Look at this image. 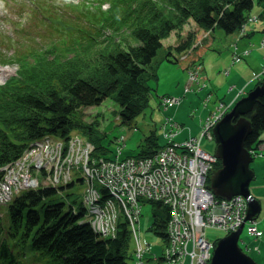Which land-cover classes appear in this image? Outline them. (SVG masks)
Masks as SVG:
<instances>
[{
    "label": "trees",
    "instance_id": "1",
    "mask_svg": "<svg viewBox=\"0 0 264 264\" xmlns=\"http://www.w3.org/2000/svg\"><path fill=\"white\" fill-rule=\"evenodd\" d=\"M164 3L171 13L160 23L166 25L174 20L170 28H177L191 18L201 28L218 25L226 33L234 32L253 6V0H112L107 12L88 16L89 26H68L65 30L63 22H58L63 29L60 41H66L63 47L76 45L79 40L78 47L59 50L60 43H53L35 47L27 53H15L11 57L4 53L0 65L14 61L18 66L14 74L0 83V165L17 156L32 138L47 133L66 137L75 128L85 133L92 131V123L81 124L77 111L84 106L100 104L107 97L117 104L122 121L130 124L149 103L150 88L143 78L144 68L160 46L159 37L162 35L151 27L149 21L157 19L158 14L162 16ZM103 26L111 29L109 35H104V42L113 38L115 32L123 35L133 27L132 39L139 43L109 52L114 41H108L104 44V56L98 61H89L87 59L93 56L92 50L87 49L89 46L82 41L84 38L96 39L95 35L93 40L88 38L89 32H100ZM190 40L186 45H190ZM81 45L83 55H75ZM71 52L73 54L69 56ZM80 61L89 63L90 68L76 70ZM100 63H103L101 69L97 66ZM155 79L151 78V81ZM247 115L252 132L245 146L254 148L261 142L260 131L264 130V93L257 96L252 111ZM165 121L168 122V118ZM172 124L174 122L171 121ZM156 139L157 135L152 134L151 142ZM148 151L141 150L140 153ZM258 154L263 155L261 151ZM52 191L49 188L27 190L9 204L7 222L3 226L0 224V264H129L128 240L134 223H118L115 236L103 238L86 220L77 222L72 219L71 205L66 208L68 212L63 210V201L49 200L44 205L41 198ZM150 203L159 207L161 214L155 215L147 227L163 232L168 209L160 202ZM82 208L79 203L77 210ZM245 232L248 233L247 228ZM4 233L6 238L2 237ZM13 241H18L17 247ZM242 241L239 239L240 247H248L244 252L260 251L245 238ZM262 255L264 253L250 256L258 264H264ZM159 257L161 251L153 250L141 257L144 260L142 264H148L147 260L149 264H155L156 260L157 264H168L165 258L161 262Z\"/></svg>",
    "mask_w": 264,
    "mask_h": 264
},
{
    "label": "rangeland",
    "instance_id": "2",
    "mask_svg": "<svg viewBox=\"0 0 264 264\" xmlns=\"http://www.w3.org/2000/svg\"><path fill=\"white\" fill-rule=\"evenodd\" d=\"M35 1L38 3V0ZM71 1L72 3H76V5L73 7L70 5L65 6L62 5L67 4L65 0H56L58 8L44 1L43 5L39 6V11L37 12L38 18L41 21L34 16L33 9H28L31 8L28 5H26L25 11L20 16L12 13L14 9L12 3V6L10 5L6 9L1 10L0 59L3 60L4 53L12 56L15 52H29L35 47H44L53 43H60L59 50L78 47L80 44L79 40L76 45H70L69 48L63 47L66 41L52 42L62 35L61 27H55L59 17L57 11L60 10V18L62 19L63 17L69 24H73L74 26L75 24L88 25V21L84 16L92 15L91 11L97 9L95 6L97 0ZM107 3L104 1L101 8L107 9L109 5ZM262 7L261 0H253L252 8L246 13V17L236 29L237 31L226 33L218 25L211 27L207 31V28L199 27L191 18H187L177 28H170V25L175 23L174 20H167L166 25L160 23L165 16L171 13L166 9L164 3L162 16L158 14L157 19L149 21V24L152 25L151 27L158 34L162 35L159 37L160 46L155 49L154 55L151 56L149 63L144 68L143 78L145 81L147 80L146 83L150 88L148 105L134 116L131 124H126L122 121L121 117L119 118V108L109 97L105 98L100 104L84 106L77 111V115L80 118L81 124L86 126L91 122L93 130L85 133L75 128L70 130L66 137H62L59 134L64 140L70 138L76 141L82 140L81 146H77L75 150L73 159L68 157V149L65 148L58 149V153L53 154L49 144H47L46 150H43L42 153L32 151L36 153V159L39 154V160L43 165L49 164L53 172L57 171L59 180L65 178L60 174V171H63L64 168L68 172V177L72 174H86V172H90L91 177L95 178L96 173H92L93 167L96 165L99 168V164L103 163L102 160L104 158L109 157L118 160L120 157L133 155L140 150H151L158 145H163L166 141L165 135L167 132L172 131L174 133L170 137L171 140L184 139L185 142H188L190 139L188 137L194 136L200 141V145L204 150L213 152L216 146L214 137L208 139L207 133H205L207 130L205 128L206 122L204 126L202 125L206 116L213 111L214 107L228 106L229 108L233 106L252 86L258 83V80L264 81V48L259 47L261 35L264 33V11L261 12L264 7L263 9ZM249 19L257 20L250 23V29L244 34L243 26L245 21ZM127 30L123 35H116L115 32L113 38H108L106 42L114 41L113 45L109 47V52L116 50L118 47L124 48L128 44L135 46L139 43L138 40L132 39L135 29L132 27ZM110 33L111 29L108 26H103L102 30L97 33L89 32L88 38L93 40V36L95 35L96 39L91 41L84 38L82 41L89 46L87 49L92 50L93 56L87 60L95 62L104 56L103 48L106 43L104 42V35H109ZM38 36L39 38H36ZM189 38H191L190 45H186ZM235 43H238V50L240 52H248L250 48V53L248 55L241 53L238 55L239 59L234 60L231 45ZM83 49L81 45V48L75 51V55H83ZM72 54L73 52L69 56ZM74 59L77 60V58ZM171 59L172 61H170ZM100 64L97 66L101 69L103 63L101 66ZM185 65L188 67L186 68ZM17 66L18 64L13 61L6 65H0V83H3L9 76L14 74ZM75 68L76 70L79 68L87 70L90 68V64L80 61ZM257 72H259V75L253 80L252 74H256ZM151 78L155 80L151 81ZM153 84L155 87L151 88L150 85ZM194 87H196L195 90H193ZM178 95L181 96L180 99L183 96L181 102L177 105L172 104L174 106H169L168 103L177 100ZM160 104L168 106L165 108ZM216 113L218 112L216 111ZM245 115L248 116L247 114ZM167 118L169 122L172 121L176 124H164ZM214 125L215 122L212 125L209 124L208 127L212 130ZM152 134L157 135V139L154 140V144L151 143L154 146L151 147L150 145L148 147L147 145L151 142ZM260 137L264 139V130ZM55 138L53 137L52 139ZM144 145L145 147H143ZM192 146L194 149L201 150L198 145ZM258 148L263 155L258 153L252 155L250 167L253 170V176L249 183V189L254 192L261 205L256 224L259 229L263 230V233L261 236L256 237L258 240H253L251 237L247 239L245 230L248 224L246 223L239 236L240 241L245 238L246 242L249 241L251 245L256 243L260 245V251L253 250L256 254L264 253V141L259 143ZM45 153L47 156H45ZM193 154V151H184V155ZM36 159L31 158L28 162L37 161ZM218 166L216 165L215 168H218ZM210 170H212L211 167L207 168V173ZM209 178L206 179L209 181ZM93 182L95 188L103 194L100 184L96 181ZM84 186L85 182H77L69 188L71 191H63L64 194H67L63 196L61 193H57L54 198L56 201H63L65 209L69 208L72 204L78 208L81 197H83L82 190ZM92 191V189L85 191V196H90ZM186 194L187 192L179 180L168 194V198H178L180 203L183 204V197ZM65 199H68V201H65ZM174 202H177V200L175 199ZM88 204L91 209V203L88 202ZM4 210L5 206H1V216H4ZM211 215L219 218V214L216 212H213ZM151 220L152 205L150 202H144L141 204L139 236L142 243L149 242L152 248L151 251L153 252L154 250L156 252V250H159L160 244L155 235L156 233L147 228V225L151 224ZM204 228V225L199 227V234H203ZM207 230L212 240L223 235V231L218 229L208 228ZM250 230H253V228ZM2 237L6 238L5 233ZM128 243L130 247L129 251H132L135 246V238L131 236ZM212 243L214 248L216 244L215 242ZM17 244L18 241H13L14 246L16 245L17 247ZM253 252L247 253L250 256L254 254ZM212 254L213 251L211 256ZM262 257L264 258V255ZM210 258L209 255L207 261ZM127 261H129V264H135L133 257L128 256ZM147 262L149 264L148 260Z\"/></svg>",
    "mask_w": 264,
    "mask_h": 264
},
{
    "label": "built area",
    "instance_id": "3",
    "mask_svg": "<svg viewBox=\"0 0 264 264\" xmlns=\"http://www.w3.org/2000/svg\"><path fill=\"white\" fill-rule=\"evenodd\" d=\"M214 121L215 118L213 116L206 118V124L204 123L205 128L207 129L206 131L209 129V124L212 125ZM192 145L193 144L189 141L184 142V147H181L178 142H170L160 147L152 157L146 155L136 159L138 164L137 169L142 168L144 172H147L146 174L138 173L137 169H134L133 172L132 165L134 162L130 158L118 160L104 158L102 160L103 163L99 164V168L95 169L96 177L100 179V181L97 182L107 187L108 190H106L109 192L108 196H115L120 200V204L109 205L108 203L110 202L111 197L104 200L99 197L97 192L94 195L93 190L90 194L93 195L94 199H90V201L88 199V202L92 203V200H95V202L91 204V208H95L97 213L101 212L100 216L104 218V225L102 224V226H100L94 221L92 215H88L92 227L101 232V234L114 235V230L117 228V221H111L115 219L114 210L124 212L129 218L133 212V217V214L138 208L139 196L147 198L154 196L153 199L163 198L161 196L168 195L172 188H174V185L180 180L183 188L184 186H187V196L183 197V204L180 203L178 198H170L171 202H174L176 199L177 203L180 204V207H178L179 211L172 213L171 223L175 227L184 228L180 234L184 238L175 246L168 249V255L170 256V254L173 253L177 256L180 260L178 264H183L185 258H187V264H193V261H195V264H207V258L210 255L211 250V243L203 234H199V227L201 225H204L205 227L212 226L207 223V220L212 219L221 224V229L223 230L228 231L227 227L224 225L226 222H229L232 228L235 229L238 224L242 223L245 216V210L243 206H241L242 208L232 206L235 201L239 202L240 195L234 196L230 200L222 199L216 202L212 193L204 187L194 190V193L198 196H207V199H198L192 206V202L188 201L189 196L193 193L192 190H189L192 183L190 180L191 172L193 174L195 172L197 174L199 173L200 183H205V176L207 174V167L199 164H197L195 170H189L188 163L192 162L193 158H187L186 155H184V151L189 149L197 156L202 155V151L197 148L193 149ZM177 147L182 148V151L179 152ZM176 155L179 157L176 158ZM143 160H148L151 165H145ZM166 160H168V163L165 162ZM208 162L210 164L209 167H212V162H216V157L210 158ZM115 165H119L122 168L121 173H113L111 171V168ZM183 166L187 168H183ZM104 170L108 171L110 174L104 173ZM130 172H133L132 176H130ZM145 177H148V179ZM86 178L89 180L87 176ZM87 189L90 190V187ZM160 190H163V193H161ZM210 202L214 203L210 205ZM181 208L187 211L182 212L180 210ZM213 212L218 213L219 218L216 216L213 217L211 215ZM197 215L202 216L200 221L196 220ZM181 216L184 217L182 223L180 220ZM106 225H109V227H106ZM259 233L260 232L258 231L257 234ZM175 250H177V253L180 255L175 253Z\"/></svg>",
    "mask_w": 264,
    "mask_h": 264
},
{
    "label": "water",
    "instance_id": "4",
    "mask_svg": "<svg viewBox=\"0 0 264 264\" xmlns=\"http://www.w3.org/2000/svg\"><path fill=\"white\" fill-rule=\"evenodd\" d=\"M262 93L264 83L255 86L246 96L237 100L231 110L212 128L216 143L215 154L220 159V165L212 171L208 187L216 196L227 199L234 194L245 197L248 202L245 220L257 217L260 211L259 201L249 190L253 176V170L249 166L252 156L244 142L252 132V127L245 114L253 108L257 96ZM227 152L230 153L227 155ZM242 227L243 224L236 231L216 241L209 264H258L238 245ZM224 244H228L229 247Z\"/></svg>",
    "mask_w": 264,
    "mask_h": 264
},
{
    "label": "bare ground",
    "instance_id": "5",
    "mask_svg": "<svg viewBox=\"0 0 264 264\" xmlns=\"http://www.w3.org/2000/svg\"><path fill=\"white\" fill-rule=\"evenodd\" d=\"M34 1V5H35V7H38V6H42L43 5V2H40V0H38V3H37V1H35V0H33ZM28 5V4H27ZM29 6V5H28ZM29 10H31L32 8H28ZM12 13L13 14H16L15 12H14V9L12 10ZM185 67L187 68L188 66H186L185 65ZM259 74V72H257L256 74H254V75H252V79L253 80H255L256 78H257V76L256 75H258ZM258 85H261L262 84V81L261 80H258V83H257ZM196 89V87H194L193 88V90H195ZM209 98H210V96H209ZM214 109H215V107H214ZM253 109V108H252ZM252 109L250 110V111H252ZM249 111V112H250ZM248 112V113H249ZM118 116H119V118L121 117V115H120V113H119V111H118ZM122 119V118H121ZM164 124H170V122L168 121V122H166V121H164ZM174 124H176L175 122H174ZM236 130V129H235ZM263 131H261L260 132V135H261V133H262ZM174 132L172 131V132H167V134L165 135V137H166V141H165V143H168V138L170 139V137H171V135L173 134ZM52 136H54V137H56L55 139H51V138H48L47 139V142H48V144L51 146V152L53 153V154H57L58 153V149H63V148H65V149H68V157H70V159H73V157L75 156V150L77 149V146H81V142H82V140H74V139H72V138H70V139H72V140H70V139H67V140H64L63 138H61L59 135H55L54 133H52ZM73 137V136H72ZM260 139H261V141H264V139L262 138V137H259ZM175 141H177L178 143H179V145L181 146V147H184V142H185V140L184 139H182V140H175ZM246 141V140H245ZM189 142L190 143H192L193 145H198L200 148H201V151H202V155H200V156H197V155H195V154H193V155H186V157L187 158H193L192 159V162H189L188 163V167H189V170L191 171V170H195L196 169V167H197V164H199V165H203V166H205V167H207V168H209V166H210V164H209V159L210 158H212V157H216V158H218L219 159V157L215 154V150L213 151V152H207L206 150H204L202 147H201V145H200V141L197 139V138H195L194 136H192V137H190V139H189ZM79 143V144H78ZM154 144L153 142H150L147 146L148 147H150V145H151V147L152 146H154V145H152V144ZM31 146H32V148H35L34 147V144L32 143V142H30L29 143ZM54 144H56V145H54ZM244 144H245V142H244ZM143 147H145V145L143 146ZM246 147V146H245ZM247 148V150L249 151V153H258V152H260V149L258 148V146L257 147H254V148H250V147H246ZM140 149V148H139ZM193 149H194V147H193ZM21 151H19V154H23V152H22V149H20ZM186 150H189V149H186ZM43 151V150H42ZM157 151V148H153V149H151L150 150V154H149V156L150 157H152L153 156V154L155 153ZM141 152V150L139 151V152H137V153H135V154H133V155H127V156H125V157H120L119 159H124V158H130L133 162H134V164L132 165V167H133V172H134V169H137V167H138V164H137V162H136V159H139V158H141V157H144L143 156V154H141L140 153ZM230 152H227L226 154L228 155ZM36 153L35 152H32V151H27L26 153H25V155H24V157H23V159L21 160V161H19L17 164L18 165H20L19 167L20 168H22L24 165H25V162L27 161V160H29V159H31V158H34V159H36V155H35ZM45 156H47L46 155V153H45ZM115 157L116 158H118V156L117 155H115ZM179 156L178 155H176V158H178ZM108 159H111V160H115V159H112V158H109V157H107ZM37 160V159H36ZM110 160V161H111ZM78 161V160H77ZM37 162V161H36ZM143 162H144V164L145 165H147V166H150L151 164H150V162L148 161V160H143ZM166 163H168V160H166L165 161ZM218 163H219V165H220V159H219V161L218 162H212V164H213V166H216V165H218ZM14 167H16V166H14ZM183 168H187V167H185V166H183ZM95 169H97V166L95 165L94 166V169L92 170V173H95ZM42 169L40 168V170H37L36 171V173H37V175L39 176V173H40V175L42 176L43 175V172L41 171ZM111 171L113 172V173H121L122 172V168L119 166V165H115L114 167H112L111 168ZM211 171L212 170H210L209 171V175H211ZM42 172V173H41ZM133 172H130V176H132L133 175ZM137 172L138 173H144V174H146L147 172H144L143 170H142V168H138L137 169ZM104 173H106V174H110L108 171H106V170H104ZM30 174H31V172H30ZM60 174H61V176H64L65 177V179H63V180H65V183L68 181V179H71V178H73L72 177V175H69V177H68V172H66V168H64V170L63 171H60ZM95 175V174H94ZM26 176H28V175H26ZM58 173H57V171H55L54 172V178H58ZM86 176L89 178V180L91 181V182H93V181H100V179L99 178H97V177H91V173L90 172H86ZM199 173L197 174L196 172L193 174L192 172H191V187H189V190H192V194H191V196H189V202H192V206L195 204V201L196 200H198V199H201V200H204V199H207V196H204V195H200V196H198L196 193H194V190H196V189H198V188H200V187H204V188H206V189H209V187H208V184L207 183H203V182H201L200 183V181H199ZM0 178H1V180H2V184H3V186L6 184V181L5 180H3V178H2V175H1V170H0ZM13 178L14 179H11V178H9L8 179V182H7V187H6V193L7 194H10V189H11V187L13 188V190H14V192H19V190L18 189H15L13 186H15V182L16 183H20V184H22V183H24V179H23V177L22 176H20V175H18V174H16V175H14L13 176ZM146 179H148V177H145ZM197 179V180H196ZM15 180V181H14ZM63 180H58V182L59 183H61V181H63ZM37 180L36 179H32V180H30L29 181V183H35ZM41 183H46V181H41ZM90 186H91V188H95V185L94 184H90ZM102 188V187H101ZM107 190H108V188L107 187H105ZM192 188V189H191ZM4 191V190H3ZM2 191V192H3ZM86 191H88V189H86ZM96 191H98V190H96ZM1 191H0V195H1V193H2ZM99 192V191H98ZM160 192L161 193H163V190H160ZM91 196V197H90ZM90 196H87L86 197V199L88 198L89 199V201H90V199H94L93 198V195H90ZM1 197L2 196H0V199H1ZM109 197H111V196H104L103 197V199L104 200H106L107 198H109ZM151 198H153L154 196H150ZM161 197H163V198H166L167 200H168V206H167V208H169V209H171V211H172V213H176V212H178L179 210H178V207H180V204L179 203H177V202H171V199L170 198H168V195H164V196H161ZM195 197H196V199H195ZM214 198H215V201L217 202L218 201V198H217V196H214ZM93 202H95V200H92ZM70 202V201H69ZM212 203H214V202H210V205H212ZM109 205H118V204H120V200L118 199V198H116L115 196H112L111 197V200H110V202L108 203ZM71 207H72V209H73V214H72V219L74 220V221H77V222H82L83 220H85V219H87V216L88 215H92L93 216V219H94V221L95 222H97L100 226H102V224L104 225V218H102L100 215H101V212L100 213H97L96 212V210H95V208H91V210L89 209V204H88V209H78L77 210V208L75 207V205L74 204H72L71 205ZM123 209V208H122ZM65 212H68V210L67 209H63ZM182 212H186L187 210H185V209H183V208H181L180 209ZM152 213L154 214V215H160L161 214V212H160V210H159V207H152ZM4 216H8L7 214H5ZM114 217H115V219L114 220H111V221H118L120 224H121V222H124V221H127L129 218H128V216L126 215V214H124V212H119V211H117V210H114ZM201 217L202 216H200V215H197L196 216V220H198V221H200L201 220ZM248 222L250 223V225L253 223V220H252V218H249L248 219ZM207 223L208 224H210V225H212V226H214L216 229H218V230H221V224H219L218 222H216V221H214V220H212V219H209V220H207ZM94 225V224H93ZM225 227H227V229H228V231H229V233L230 232H233V231H236L238 228H239V226H240V224H238L236 227H235V229H233L232 228V226H231V224L229 223V222H226L225 224ZM255 225H256V223L254 222L252 225H251V227L253 228V230H248V233H247V235H248V237H251L253 240H257V232L259 231V228H257V229H255L254 227H255ZM106 227H109V225H106ZM116 230H117V228H116ZM260 230H262V229H260ZM154 231V230H153ZM263 231V230H262ZM155 232V231H154ZM156 234V236H157V240H158V242H159V244H160V248H159V250L160 251H162L163 253H164V255H165V259L167 260V262H168V264H173V263H175V264H178L179 262H180V260H179V258L177 257V256H175L173 253H171L170 254V256L168 257V248L170 247V244L166 241V240H163V235L161 234V233H158V232H155ZM229 233H225V232H223V235H222V237L223 236H226L227 234H229ZM203 235L208 239V240H211L212 242H215L216 243V241L220 238V237H216L215 239H211L212 237L208 234V230L207 229H204V231H203ZM159 237V238H158ZM147 246H148V244H147ZM224 246H228V244H224ZM254 246H256L257 248H260V245H258L257 243L256 244H254ZM229 247V246H228ZM245 247V248H244ZM244 247H240L242 250H244V249H246V248H248V247H246V246H244ZM152 250V249H151ZM150 251V250H149ZM132 252V254L135 256V260L134 261H136L137 259H138V257H139V255H140V249H139V247H138V243H137V241H136V239H135V246H134V248H133V250L131 251ZM175 253H177V250H175L174 251ZM150 254V253H149ZM178 255H180L179 253H177ZM161 262L163 261V259H161L160 260ZM193 264H195V261H193Z\"/></svg>",
    "mask_w": 264,
    "mask_h": 264
},
{
    "label": "clouds",
    "instance_id": "6",
    "mask_svg": "<svg viewBox=\"0 0 264 264\" xmlns=\"http://www.w3.org/2000/svg\"><path fill=\"white\" fill-rule=\"evenodd\" d=\"M262 9H263V7H262ZM264 10H261V12H263ZM255 20H257V19H254V20H248V21H245V23H244V26H243V30H244V34H246V32L250 29V23L252 22V21H255ZM259 47H261V48H264V33L261 35V38H260V41H259ZM249 48V47H248ZM241 53H243V54H245V55H248L249 53H250V48H249V51L248 52H241ZM263 59H264V55H263ZM259 75V74H258ZM258 75H256L257 77H258ZM262 83H264V81H262ZM258 84H256V85H254V86H252V88L251 89H249L248 90V92L250 91V90H252L255 86H257ZM247 92V93H248ZM247 93L244 95V96H246L247 95ZM248 119H249V121H250V118L248 117V116H246ZM251 123V122H250ZM251 127H252V125H251ZM216 161L218 162L219 161V159L218 158H216ZM241 196V195H240ZM260 203V202H259ZM261 206V205H260ZM168 213L170 214V215H172V213L170 212V211H168ZM168 218H169V215L166 217V219H165V221H167L168 220ZM153 226V225H152ZM172 227H173V225H172ZM178 228V227H177ZM209 228V227H208ZM179 230H183L184 228H178ZM238 245H239V242H238ZM240 246V245H239ZM213 251V250H212ZM212 251H210V257H212L211 256V253H212ZM210 260H211V258H210ZM210 260L209 261H207V264H209V262H210Z\"/></svg>",
    "mask_w": 264,
    "mask_h": 264
},
{
    "label": "flooded vegetation",
    "instance_id": "7",
    "mask_svg": "<svg viewBox=\"0 0 264 264\" xmlns=\"http://www.w3.org/2000/svg\"><path fill=\"white\" fill-rule=\"evenodd\" d=\"M179 149H182V148H179ZM182 174H184V173H182ZM210 176H208V178H209ZM184 188H185V190L187 189V186H184ZM185 196H187V194L185 195ZM240 197V199H239V202H236V205H239V206H245V201H244V198L242 197V196H239ZM183 219H184V217L183 216H181L180 217V220H181V223L183 222ZM177 230H179L178 228H177ZM177 234L174 236V238H177Z\"/></svg>",
    "mask_w": 264,
    "mask_h": 264
}]
</instances>
